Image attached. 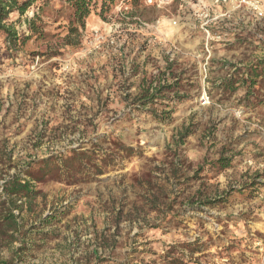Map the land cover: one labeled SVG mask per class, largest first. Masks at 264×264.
Segmentation results:
<instances>
[{
    "label": "rangeland",
    "instance_id": "1",
    "mask_svg": "<svg viewBox=\"0 0 264 264\" xmlns=\"http://www.w3.org/2000/svg\"><path fill=\"white\" fill-rule=\"evenodd\" d=\"M67 5L51 0L44 34L17 51L0 39L5 175L32 160L64 167L36 183L1 259L264 264L263 76L251 95L218 87L264 59V0H117L106 19L88 17L77 48ZM151 83L172 87L143 105ZM72 150L86 154L69 168Z\"/></svg>",
    "mask_w": 264,
    "mask_h": 264
},
{
    "label": "trees",
    "instance_id": "2",
    "mask_svg": "<svg viewBox=\"0 0 264 264\" xmlns=\"http://www.w3.org/2000/svg\"><path fill=\"white\" fill-rule=\"evenodd\" d=\"M117 0H66L67 7L69 9V16L67 18L66 26L69 30V34L66 36L69 39V46L77 48L81 42L82 32L86 29V23L88 17L97 12L99 16L106 19L107 14H111ZM137 0H133L136 3ZM51 0H0V39L7 50L17 51L19 47L25 46L31 36L39 34L42 36L44 33L41 30V24L43 22L42 17L48 11ZM35 6V10L32 17H27L24 20L27 29L31 34L20 35L17 28V24L21 23L22 17L27 11ZM14 12L19 14L17 20H11L10 15ZM72 35H76L78 40L72 41ZM261 68V69H260ZM237 74V72L235 73ZM248 77L241 75L239 78H232L227 80L223 79L219 88L222 90L232 89L235 90L238 87L236 82H241L243 85H247L251 95L253 88L258 84V77L263 76L264 80V59H261L255 65L247 67ZM264 85V82H263ZM166 87L171 88V85L163 86H151L145 89V91L139 96V99L143 105L149 103L154 104V100L157 98V93L161 92ZM261 102V101H259ZM128 155H133L135 149L132 147L121 146ZM71 155L67 159H63L69 163V168L74 166V162L79 161V165L82 164L85 158L84 152L72 150ZM58 161V160H57ZM57 161L53 158L32 160L20 169V171L5 175L8 167L0 161V255L4 247V240L7 238L18 240L21 232V213L25 205L31 204L36 196L40 194V191L36 190V183L44 181L48 178L53 170H61L64 167L61 164H57ZM226 159L220 158L217 162L223 167ZM67 165V164H66ZM66 169V168H65ZM23 173V174H21ZM208 204H218L225 202V195L207 201ZM49 223L50 219L44 220ZM22 249V246L20 247ZM180 259L175 257L171 260V264H181ZM0 264H9L8 261L1 259Z\"/></svg>",
    "mask_w": 264,
    "mask_h": 264
},
{
    "label": "built area",
    "instance_id": "3",
    "mask_svg": "<svg viewBox=\"0 0 264 264\" xmlns=\"http://www.w3.org/2000/svg\"><path fill=\"white\" fill-rule=\"evenodd\" d=\"M171 0H161V2H163V3H168V2H170ZM219 2L220 1H225V0H218ZM240 2L241 3H246L247 2V0H240ZM256 8H259V5H258V3H257V6H256ZM260 15H262V13H260ZM208 16H210V14L209 13H206V17H208ZM205 27H206V24L204 25ZM208 31V30H207ZM209 33V32H208Z\"/></svg>",
    "mask_w": 264,
    "mask_h": 264
}]
</instances>
